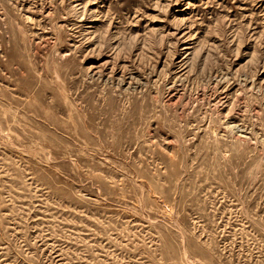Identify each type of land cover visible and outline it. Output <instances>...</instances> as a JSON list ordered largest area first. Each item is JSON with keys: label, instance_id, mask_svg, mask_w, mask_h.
<instances>
[{"label": "rangeland", "instance_id": "1", "mask_svg": "<svg viewBox=\"0 0 264 264\" xmlns=\"http://www.w3.org/2000/svg\"><path fill=\"white\" fill-rule=\"evenodd\" d=\"M0 264H264V0H0Z\"/></svg>", "mask_w": 264, "mask_h": 264}]
</instances>
